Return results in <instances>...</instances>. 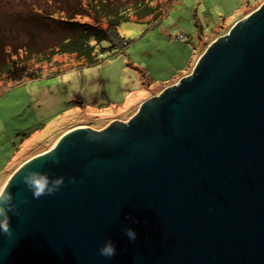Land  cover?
I'll return each instance as SVG.
<instances>
[{
    "label": "water",
    "instance_id": "obj_1",
    "mask_svg": "<svg viewBox=\"0 0 264 264\" xmlns=\"http://www.w3.org/2000/svg\"><path fill=\"white\" fill-rule=\"evenodd\" d=\"M0 264H264V4L128 122L23 165Z\"/></svg>",
    "mask_w": 264,
    "mask_h": 264
},
{
    "label": "rangeland",
    "instance_id": "obj_2",
    "mask_svg": "<svg viewBox=\"0 0 264 264\" xmlns=\"http://www.w3.org/2000/svg\"><path fill=\"white\" fill-rule=\"evenodd\" d=\"M152 2L162 17L160 12L133 15L118 25L121 38L129 43L121 52L88 67H78L72 57L59 53L45 65L39 80L20 77V68L2 78L7 83L0 80V87L8 89L0 95V194L23 165L49 152L64 134L82 126L101 131L112 122L131 119L144 101L190 76L207 42L225 36L264 4V0ZM52 9L51 0H0V37L15 36L9 47L35 43L36 38L48 46L57 44L56 39H64L58 35L66 32L64 24L35 12ZM20 55L25 66L29 54ZM26 68L33 73L31 66ZM56 68L62 71L52 75Z\"/></svg>",
    "mask_w": 264,
    "mask_h": 264
},
{
    "label": "trees",
    "instance_id": "obj_3",
    "mask_svg": "<svg viewBox=\"0 0 264 264\" xmlns=\"http://www.w3.org/2000/svg\"><path fill=\"white\" fill-rule=\"evenodd\" d=\"M152 1L154 0H51L53 6L51 12H35L45 19L63 23L66 32H59L58 35H62L64 39H56L57 44L53 46H48L46 42L36 38L35 43L31 41L22 46L9 47L15 36L10 39L0 37V80L18 73L17 68H20V77L30 78V81L39 80L38 78L43 76L42 74L40 76V73L44 72L46 66L53 62V57L59 53L72 57L78 63V67H88L97 64L104 56L111 57L121 52L129 43L121 38L118 25L133 15L159 13L158 7L154 6ZM78 16L83 18L81 22L76 21ZM160 16H163L162 12ZM87 17L90 18L89 22L84 20ZM65 18H69L70 21L64 20ZM216 39L212 38L206 43L199 57ZM22 53L29 54L26 56L28 59L25 66H31L33 73H28L27 68L18 59ZM58 68L52 75H58L62 71ZM3 83L7 81L3 80ZM7 90L5 86L0 87V95Z\"/></svg>",
    "mask_w": 264,
    "mask_h": 264
},
{
    "label": "bare ground",
    "instance_id": "obj_4",
    "mask_svg": "<svg viewBox=\"0 0 264 264\" xmlns=\"http://www.w3.org/2000/svg\"><path fill=\"white\" fill-rule=\"evenodd\" d=\"M6 188H7V187H6ZM6 188H5V189H6ZM5 189H4V190L2 191V193L0 194V198H1L2 194H3V192L5 191Z\"/></svg>",
    "mask_w": 264,
    "mask_h": 264
},
{
    "label": "flooded vegetation",
    "instance_id": "obj_5",
    "mask_svg": "<svg viewBox=\"0 0 264 264\" xmlns=\"http://www.w3.org/2000/svg\"><path fill=\"white\" fill-rule=\"evenodd\" d=\"M129 120H130V119H129ZM129 120H128V121H129ZM128 121H127V122H128Z\"/></svg>",
    "mask_w": 264,
    "mask_h": 264
}]
</instances>
